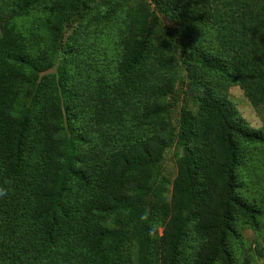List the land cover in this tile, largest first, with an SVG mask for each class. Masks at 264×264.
I'll use <instances>...</instances> for the list:
<instances>
[{
	"label": "trees",
	"instance_id": "obj_1",
	"mask_svg": "<svg viewBox=\"0 0 264 264\" xmlns=\"http://www.w3.org/2000/svg\"><path fill=\"white\" fill-rule=\"evenodd\" d=\"M42 3L0 0L13 31L31 16L30 32L46 28L52 44L37 55L31 38L29 49L23 44L22 33H12L8 44L0 38V264H153L159 253L163 264H180L191 229L198 243L190 264H236L230 244L231 236L241 235L236 218L259 230L264 216L260 204L240 193L238 140L264 145V133L249 130L211 87H199L191 68L221 73L250 87L251 98H263L264 88L251 81H264V0L135 5L124 19L113 74L99 80L95 98L78 112L72 98L81 105L83 96L63 78L41 74L53 68L65 32L91 0H50L40 9ZM38 13L46 18H34ZM191 27L212 30L216 49ZM170 46L191 71L198 124L183 107L173 126L170 97L177 99V88L171 79L153 91L139 115L133 113L131 78L151 49ZM94 130L96 136L89 133ZM178 138L188 154L177 161L168 197L160 167ZM17 239L27 244L30 261L9 252Z\"/></svg>",
	"mask_w": 264,
	"mask_h": 264
},
{
	"label": "rangeland",
	"instance_id": "obj_2",
	"mask_svg": "<svg viewBox=\"0 0 264 264\" xmlns=\"http://www.w3.org/2000/svg\"><path fill=\"white\" fill-rule=\"evenodd\" d=\"M48 1L50 0H43L40 9H43ZM145 2L146 0H91V6L85 14L78 17L77 23L65 32L55 65L48 72L42 73L41 77L48 75L52 79L63 78L74 90L79 92L80 96H83V104L77 105L78 102L74 96L72 107L75 111H81L84 105L95 98L94 90L99 84V80L103 83L106 77L113 74L122 48L123 29H126L127 21L124 19H129L135 5ZM39 15L46 18L44 13H38L34 18L41 20ZM7 17L6 11L0 8V38L5 36L4 42L7 44L10 42L12 33L19 35L22 33L24 34L22 41L27 49L31 46L29 41L31 38L37 55L44 51L50 52L52 44L46 28L40 26L41 30L36 31L37 35L31 33L28 27L32 18L29 16L19 21L20 32H16L10 28ZM189 32L195 36H206V38L212 36V30L203 27H191ZM207 42L216 49L215 40L209 38ZM248 52L250 53V63H252V50H248ZM231 56L234 59L237 57V52H231ZM164 58L166 61L161 65L160 62ZM167 61L170 63L167 64ZM191 69L199 87H211L231 105L235 117L242 120L249 130L264 133V97L251 98V94H248L250 87L244 89L239 82H232L221 73L201 71L194 66ZM191 78H193L191 71L187 69L182 55L174 47L160 48L158 51L151 49L129 84L132 88L134 115H139L143 105L152 99L153 91L171 79L175 81L177 88V99L174 100L170 97V103L174 105L170 118L173 126H178L183 107L194 115L197 124L200 123L202 116L198 113V107L195 106L196 103L192 99L194 88L190 82ZM251 83L255 87L259 85L261 89L264 88L263 80L258 84L254 81ZM187 88L189 90H186ZM184 89L189 91L188 97H183ZM41 106L42 101L37 105L34 113H38ZM95 124V121L91 122V126H95ZM203 130L204 128L196 127V132L202 133ZM89 133L96 136L97 130ZM177 141L166 151L165 159L160 167L169 182L166 187L169 193L168 197H170L172 184L177 176V161L188 154L184 143H180L179 138ZM238 145L243 164L237 171L238 183L243 188L240 193L248 197L254 204L258 203L264 208V188L260 187L262 184L264 185V145L242 140H238ZM250 170L252 175H250ZM255 171H258V174ZM246 185L249 189L244 190ZM256 187L258 188L256 189ZM259 220L260 228L255 230L241 216L236 218L234 226L241 235L230 237L236 264H264V216H261ZM158 231L159 234H162L163 227L160 226ZM194 235L193 229L189 230L188 240L185 242V255L183 254L180 264L191 263L195 243H198V241H194ZM8 250L22 261L27 262L32 259L31 252L24 241L14 240ZM159 255L153 258V264H163L160 258L162 256L160 253Z\"/></svg>",
	"mask_w": 264,
	"mask_h": 264
}]
</instances>
